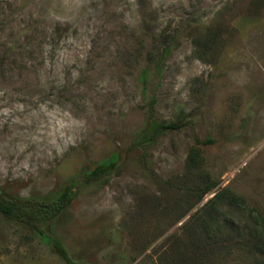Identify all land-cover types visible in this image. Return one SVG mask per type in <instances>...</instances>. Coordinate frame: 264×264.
I'll return each mask as SVG.
<instances>
[{
  "label": "rangeland",
  "instance_id": "374dc122",
  "mask_svg": "<svg viewBox=\"0 0 264 264\" xmlns=\"http://www.w3.org/2000/svg\"><path fill=\"white\" fill-rule=\"evenodd\" d=\"M151 100L183 125L132 147ZM72 180L80 264H264V0H0V185ZM0 264L66 263L0 213Z\"/></svg>",
  "mask_w": 264,
  "mask_h": 264
},
{
  "label": "trees",
  "instance_id": "16d2710c",
  "mask_svg": "<svg viewBox=\"0 0 264 264\" xmlns=\"http://www.w3.org/2000/svg\"><path fill=\"white\" fill-rule=\"evenodd\" d=\"M170 49V46L167 45L162 49V53L165 54ZM138 80L142 84L141 92L146 94V83L148 80L146 69L141 70ZM148 110V122L143 128L138 130L132 147L147 148L163 132L180 129L181 125H183L182 122L178 121H158L154 113L153 100L148 103ZM197 157H199L197 151L191 150L190 158L192 163H195ZM118 160L119 154L113 152L108 158L100 161L86 176L89 178H98L108 174L115 168ZM76 187L75 181L72 180L56 193H50L44 196L33 195L21 197L9 192L0 185V213L9 220L34 232L43 243L51 245L66 264H80L69 255L62 242L48 232L47 229L51 221L58 217L77 196Z\"/></svg>",
  "mask_w": 264,
  "mask_h": 264
}]
</instances>
